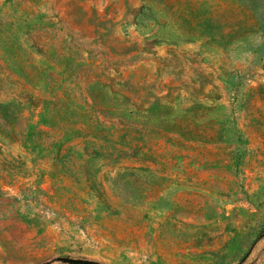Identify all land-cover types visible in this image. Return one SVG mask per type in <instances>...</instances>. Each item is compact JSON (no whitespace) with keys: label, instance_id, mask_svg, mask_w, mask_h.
<instances>
[{"label":"rangeland","instance_id":"1","mask_svg":"<svg viewBox=\"0 0 264 264\" xmlns=\"http://www.w3.org/2000/svg\"><path fill=\"white\" fill-rule=\"evenodd\" d=\"M9 103L0 264H264V0H0Z\"/></svg>","mask_w":264,"mask_h":264},{"label":"trees","instance_id":"2","mask_svg":"<svg viewBox=\"0 0 264 264\" xmlns=\"http://www.w3.org/2000/svg\"><path fill=\"white\" fill-rule=\"evenodd\" d=\"M46 102H48L47 105L50 104L52 106V108L53 107L56 108V104H55L54 101L53 102L52 101H46ZM11 103L5 104V105H0V106H4L3 107L4 109L10 110V108H11V105L10 104ZM65 111H66L65 114H68L69 113L68 108ZM50 113H51L50 108H47V109L44 108V110L42 112H40L39 115H38V118H39L38 123H30V124H28V129L34 131V130H37V128H40V126H44V127L47 126L48 116L50 115ZM4 119H5V123H7L8 121H11L13 123L16 120L14 114L9 115V116L5 115Z\"/></svg>","mask_w":264,"mask_h":264},{"label":"water","instance_id":"3","mask_svg":"<svg viewBox=\"0 0 264 264\" xmlns=\"http://www.w3.org/2000/svg\"><path fill=\"white\" fill-rule=\"evenodd\" d=\"M74 264H85V262H73Z\"/></svg>","mask_w":264,"mask_h":264}]
</instances>
